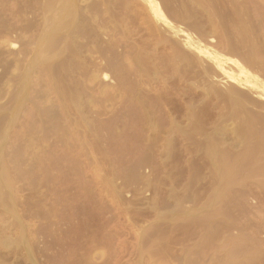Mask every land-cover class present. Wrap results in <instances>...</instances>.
I'll return each instance as SVG.
<instances>
[{
    "label": "rangeland",
    "instance_id": "rangeland-1",
    "mask_svg": "<svg viewBox=\"0 0 264 264\" xmlns=\"http://www.w3.org/2000/svg\"><path fill=\"white\" fill-rule=\"evenodd\" d=\"M0 127V264H264V0H0Z\"/></svg>",
    "mask_w": 264,
    "mask_h": 264
},
{
    "label": "bare ground",
    "instance_id": "bare-ground-1",
    "mask_svg": "<svg viewBox=\"0 0 264 264\" xmlns=\"http://www.w3.org/2000/svg\"><path fill=\"white\" fill-rule=\"evenodd\" d=\"M143 1H144V0H143ZM152 2H153V1H152ZM152 2H151V3H152ZM153 4H154V3H153ZM152 6H153V5H152ZM152 6L150 5V7L152 8V9H150V10H152V12L155 13L156 15H157V13L159 14L160 11H159V10H156V6L154 5L155 8H153ZM157 6H158V5H157ZM150 7H149V8H150ZM157 9H158V8H157ZM171 9H172V8H171ZM160 10H162V8H161ZM172 10H173V9H172ZM158 11H159V12H158ZM162 11H163V10H162ZM162 11H161V12H162ZM173 11H174V10H173ZM171 12H172V11H171ZM157 16H158V15H157ZM157 16H156V17H157ZM158 18H160V17H158ZM192 42H193V41H192ZM188 43H189V42H188ZM188 43H187V44H188ZM190 43H191V42H190ZM190 43H189V45H191ZM192 45H193V44H192ZM187 47H188V46H187ZM188 48H189V47H188ZM192 48H193V47H192ZM228 90H229V89H228ZM231 90H232V89H231ZM232 91H233V90H232ZM75 99H76V98H75ZM140 101H141V100H140ZM140 101H139V102H140ZM141 103H142V102H141ZM141 103H140V104H141ZM146 114H147V113H146ZM2 126H4V125H2ZM0 128H1V127H0ZM0 130H1V129H0ZM4 131H5V130H4ZM249 133H250V132H249ZM246 134H247V133H246ZM250 134H251V133H250ZM263 155H264V154H263ZM263 155H262V156H263ZM259 156H260V153H259ZM225 159H226V158H225ZM219 160H220V158H219ZM219 160H218V162H219ZM222 161H223V160H222ZM224 161H225V160H224ZM224 161H223V162H224ZM216 163H217V162H216ZM226 163H228V161H227ZM226 163H225V164H226ZM218 164H219V163H218ZM218 164H217V165H218ZM220 164H221V163H220ZM222 164H223V163H222ZM220 166H221V165H220ZM225 166H226V165H225ZM228 166H229V164H228ZM229 167H230V166H229ZM228 169H229V168H228ZM231 171H233V170H231ZM224 172H225V174H226L227 171L225 170ZM219 173H220V172H219ZM227 173H230V172H227ZM230 174H231V173H230ZM205 214H206V213H205ZM206 215H208V214H206ZM203 218H205V217L203 216ZM204 220H205V219H204ZM210 220H211V219H210ZM206 221H207V220H206ZM231 245L233 246V244H231ZM227 247H228V246H227ZM233 247H234V246H233ZM235 247H236V246H235ZM229 250H230V249H229ZM231 250H233V249H231ZM241 250H242V249H241ZM241 250H240V249H239V250L236 249V251H241ZM238 254H239V253H238ZM241 254H242V253H241ZM248 254H250V253H248ZM232 256H233V255H232ZM241 258H242V257H241ZM243 259H245V258H243ZM248 259H249V258H248Z\"/></svg>",
    "mask_w": 264,
    "mask_h": 264
}]
</instances>
